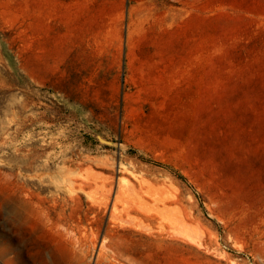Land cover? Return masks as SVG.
I'll return each mask as SVG.
<instances>
[{
  "label": "rangeland",
  "instance_id": "1",
  "mask_svg": "<svg viewBox=\"0 0 264 264\" xmlns=\"http://www.w3.org/2000/svg\"><path fill=\"white\" fill-rule=\"evenodd\" d=\"M119 12L0 0V264L6 235L20 264H264V0H182L177 70L120 98L54 56Z\"/></svg>",
  "mask_w": 264,
  "mask_h": 264
},
{
  "label": "crops",
  "instance_id": "2",
  "mask_svg": "<svg viewBox=\"0 0 264 264\" xmlns=\"http://www.w3.org/2000/svg\"><path fill=\"white\" fill-rule=\"evenodd\" d=\"M122 14H118V25L105 23L89 32L81 28L73 33L69 46L61 49L55 45L57 69L66 78L80 82L88 58L100 57L101 79L107 83L103 87L109 89L112 81L118 82L119 98L127 75L136 80L146 79L145 75L151 73L154 75L151 79L158 80L161 65L177 70L181 54L182 0H125L124 21ZM134 33L140 34L135 46L132 45ZM50 49L51 46L49 52ZM123 65L125 70L119 67ZM130 66H137V72ZM107 98L103 103H115L109 95Z\"/></svg>",
  "mask_w": 264,
  "mask_h": 264
},
{
  "label": "bare ground",
  "instance_id": "3",
  "mask_svg": "<svg viewBox=\"0 0 264 264\" xmlns=\"http://www.w3.org/2000/svg\"><path fill=\"white\" fill-rule=\"evenodd\" d=\"M99 175H102V174H99ZM69 176V175H68ZM95 176V175H94ZM63 177V176H62ZM97 177V176H96ZM114 178V177H113ZM105 181V180H104ZM103 183V182H102ZM97 184H99V183H97ZM104 186H105V184H104ZM113 186V185H112ZM69 187V186H68ZM96 187H98V186H96ZM102 187V186H101ZM98 188H100V186L98 187ZM105 188V187H104ZM127 189V188H126ZM108 190L110 191L111 190V188H108ZM121 190H123V189H121ZM72 191V190H71ZM108 192V191H107ZM123 192H125V191H123ZM110 193H111V191H110ZM108 194V193H107ZM111 196V195H110ZM107 198H108V196H106ZM110 199V198H109ZM106 201V200H105ZM107 202V201H106ZM93 203V202H92ZM99 203V202H98ZM105 204V203H104ZM107 204H108V202H107ZM6 205H8V204H6ZM20 206V205H19ZM105 206H106V204H105ZM105 206H102V207H105ZM14 207V206H13ZM98 207V206H97ZM96 207V208H97ZM139 207V206H138ZM95 208V207H94ZM112 208V207H111ZM114 210H116V208L114 209ZM171 210V209H170ZM175 210V209H174ZM96 211H97V209H96ZM95 212V211H94ZM158 212V211H157ZM165 212V211H164ZM97 212H95V214H96ZM160 213V212H159ZM170 213V212H169ZM166 214V213H165ZM96 216V215H95ZM175 216H177V215H175ZM182 217V216H181ZM181 220V221H180ZM179 221H178V223H181V226L178 228V229H182V230H188L189 229V227H191V225L189 224V222L186 220H184V219H180ZM16 223H17V221H16ZM18 224H20V223H18ZM121 224H123V223H121ZM125 226V225H124ZM127 226V225H126ZM85 227V226H84ZM12 228V227H11ZM10 229V228H9ZM16 229V228H15ZM192 229V228H191ZM12 230H13V228H12ZM17 230V229H16ZM85 230V229H84ZM140 230V229H139ZM85 233V232H84ZM77 234V233H76ZM82 236V235H81ZM78 238H79V236H78ZM77 237H76V239H78ZM95 239V238H94ZM192 239V235H191V238H190V240ZM79 240V239H78ZM84 240V239H83ZM106 241V240H105ZM193 241V240H192ZM5 246H4V248H3V250L1 251V261H2V264H20V256H19V253L17 252V251H15V250H13L12 249V246H11V243L13 242V239L12 238H10L9 237V235H6V237H5ZM79 244V243H78ZM103 245V244H102ZM83 246V245H82ZM105 248V247H104ZM18 249V248H17ZM119 249V248H118ZM102 251V250H101ZM111 254V253H110ZM99 255V254H98ZM104 255V254H103ZM111 255H113V254H111ZM113 256H115V254L113 255ZM119 256V255H118ZM99 257V256H98ZM104 257V256H103ZM115 258V257H114ZM110 259V258H109ZM116 259V258H115ZM99 260V259H98ZM117 261V260H116ZM107 263V262H106ZM114 264H116V263H114ZM119 264V263H118Z\"/></svg>",
  "mask_w": 264,
  "mask_h": 264
}]
</instances>
